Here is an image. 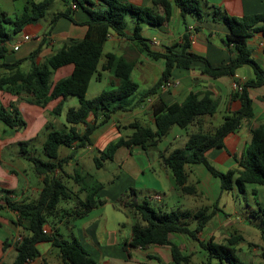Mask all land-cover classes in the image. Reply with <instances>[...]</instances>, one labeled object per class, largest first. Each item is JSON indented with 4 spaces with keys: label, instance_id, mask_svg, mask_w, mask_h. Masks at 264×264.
<instances>
[{
    "label": "trees",
    "instance_id": "trees-1",
    "mask_svg": "<svg viewBox=\"0 0 264 264\" xmlns=\"http://www.w3.org/2000/svg\"><path fill=\"white\" fill-rule=\"evenodd\" d=\"M61 1L65 9L51 18L50 30L60 18H67L76 23L73 18L76 9L72 8V5H76L77 9H83L89 17L84 23L87 27L84 38L80 42L65 45L43 64L37 65L35 58L43 43L28 57L31 62L28 71L22 69V60L13 64L0 63V91L13 95H19L22 92L30 94L32 96L30 103L43 108L51 101L58 100L51 111L55 116L62 115L64 103L68 97H77L79 101L77 108H70L65 113L63 128L57 129L52 123L45 126L47 136L42 145V151L46 160L33 154L26 156V160L32 164L34 173L42 180L43 187L39 197L33 202L22 204L10 200L7 196L3 198L5 205L18 213L19 225H22L23 221L28 222L27 234L23 236L21 242H17L18 255L13 264H26L37 258L40 255L38 245L41 243H51L57 247L64 264H94L89 253L77 239L63 240L57 231L47 234L44 233V229L49 219L58 212L61 202L76 197L78 201L73 208L75 217L87 215L92 209L105 203L98 195L99 191L104 189L102 183H90L86 177H81L80 173L75 174L73 181L78 185L79 193H71L64 183L63 173L64 167L81 149L93 144L92 135L96 130L110 122L115 113L128 111L122 103L138 90V84L131 79L134 63L108 53L105 55V62L100 64L103 46L110 32L129 38L126 33V17L128 16L135 19L133 34L130 38L139 43L140 51H146L153 60L163 59L165 62L160 80L147 95L155 94L161 85L170 79L174 69H190L195 63H201L202 72L212 78L234 76L238 69L248 66L252 70L253 78L243 84L238 83L242 85V90L235 91L234 97L239 100L240 108L225 116L223 122L209 132L204 130L203 120L207 116H214L217 111V105L209 94L206 93L200 97L197 93H190L182 104L167 105L162 101L157 102L153 108L155 130L137 123L130 124L128 127L134 130L133 133L126 138L121 137L111 142L105 150L99 152V157L94 159L95 167L100 169L105 161L113 160L116 151L121 147L140 146L147 151L149 147L157 146L162 142L172 127L188 129L195 125L197 129L189 135L185 148L175 149L162 158L163 165L172 172L175 184L182 194H197L195 187L188 184L186 166L190 164L203 165L213 177L219 179L222 193L234 188L240 193H245L247 185L264 186V124L252 131L251 141L243 160L239 163L238 170L221 172L206 158L209 150L223 148L225 138L235 133L244 120H250L254 116L249 89L264 88V69L253 58L248 39L255 32H261L264 35V12L251 16H229L223 9L208 6L202 0H154L153 8L157 10L156 13L149 8L136 6L124 0ZM51 4L52 0H30L22 13L18 15L10 16L0 12V58L7 51L5 44L13 36L21 33L25 26L39 23L44 19L48 15ZM174 6L180 10L183 17L191 14L201 18L204 7L212 10V19L222 21L228 28L224 43L232 49L234 54L229 64L214 67L206 58L192 53L187 34L183 36L182 43H174L165 53L152 51L143 42L142 24L154 26L168 24L171 21ZM68 65L73 66L72 73L51 85L52 72ZM100 70L113 72L121 84L117 88L102 92L94 99H87L90 81ZM261 100L264 101V96ZM139 102L132 109L137 107ZM90 115H93V121L87 120ZM0 121L16 132L23 131L27 127L21 113L13 105L10 108L0 105ZM80 126L84 129L81 130ZM29 145V141L20 144L22 147ZM61 147L70 150L67 156L60 157ZM58 171L60 175L57 174ZM131 190L134 195L135 190ZM5 192L11 193V191ZM83 192L86 193L85 201L78 197ZM117 201L123 203L135 217L129 243V246L133 248L144 249L152 245L168 246L174 264H188L190 255L183 253L172 239V235H185L189 239L197 240L200 247L208 252V259L202 264H212L213 259H218L222 264L223 262L245 264L237 254V246L244 240L242 236L232 235L226 243H217L213 238L203 242L198 238V234L203 232L207 222L219 208L218 202L213 203L209 212L207 208L199 210L194 215L196 225L192 228L184 220L188 219V216L181 215L177 211H157L150 205V199L140 202L136 197L128 200L121 195ZM258 212L264 217L263 208H258ZM260 232L264 243V223L260 227ZM261 257L264 259V246L261 249Z\"/></svg>",
    "mask_w": 264,
    "mask_h": 264
},
{
    "label": "crops",
    "instance_id": "crops-1",
    "mask_svg": "<svg viewBox=\"0 0 264 264\" xmlns=\"http://www.w3.org/2000/svg\"><path fill=\"white\" fill-rule=\"evenodd\" d=\"M29 1L0 0V12H5L10 16L18 15L22 13ZM124 1H128L136 6L149 8L153 13L157 12L153 8L154 0ZM202 1L207 3L208 6L223 9L229 16H251L264 12V0ZM95 6L97 7L98 4ZM211 12V9L204 7V14L201 18H196L191 14H186L183 17L180 10L174 6L172 18L168 24L163 26H154L147 23L142 24L141 36L143 42L152 51L165 53L167 52V48L174 43H182L183 36L187 34L189 35L191 44L190 51L192 53L206 58L214 67L225 66L229 64L234 55L232 49L228 48L224 43V39L228 34V28L222 21H214L211 17ZM73 18L76 23H73L67 18H60L52 30H50L51 19L45 24H41L40 21L39 23L25 26L21 35L13 36L5 44L7 51L0 58V63L13 64L22 60V69L28 71L31 66L28 57L43 43L39 54L35 58L37 65L43 64L65 45L80 42L86 34L87 27L84 23L89 17L83 9L78 8L74 11ZM127 18L131 19L134 29L135 19L131 16ZM133 29L130 32L126 30L129 38L120 37L115 32H110L103 46V56L100 64L105 62V55L108 53L134 63L131 79L138 84V90L126 102L122 103L128 108V111L115 113L110 122L94 132L92 135L93 144L81 149L75 158L64 167L63 174L67 183L73 181V177L76 176L75 174L79 173L81 177H86L87 179L90 174L78 162H82L85 155L94 151L99 155V152L105 150L111 142H115L121 137L126 138L130 136L134 131L128 127L130 124L137 123L155 130L153 108L157 102L162 101L167 105L182 104L190 93H197L200 97L207 93L215 101L217 111L214 116L205 117L202 125L203 128L209 125L213 126V124L215 126L218 119L223 121L225 116L240 108L239 100L234 97L235 91L232 88V84L234 82L243 84L253 78L252 70L248 66H243L238 69L234 76L212 78L202 72L203 65L201 63H195L190 69L176 68L173 70L170 80L177 82L178 84L176 86L168 90L159 89L155 94L147 95L148 91L160 80L165 68V62L164 66L163 64H157L156 61L163 59L153 60L146 51H140L139 43L130 38L133 34ZM25 36H28L29 39L24 40ZM17 44L20 45V49L14 51L13 48ZM248 45L252 49L253 58L264 69V35L261 32L253 33L248 39ZM72 71V65L53 71L50 77V84L54 85L59 80L67 78ZM120 84V80L114 76L113 72L100 70L90 81L87 99H94L102 92L110 90V87L114 89L119 87ZM142 87H144L143 90ZM140 91L142 93L138 95ZM249 95L253 102V118L244 120L235 133L228 135L224 140L223 148L211 149L206 153L208 161L221 172L227 173L231 170H238L239 163L243 160L246 149L251 141L252 131L259 125L264 124V101L261 100L262 96H264V88H251L249 89ZM75 99L77 98L73 96L68 97L64 103L62 115L55 116L51 111L56 106L58 100L51 101L43 108L30 103L32 100L30 94L22 92L19 95H13L0 91V105L6 108H10L13 105L22 114V117L28 121L26 129L20 132H16L0 121V205H2L0 207V264H13L15 262L18 255L16 247L17 239L23 237L28 232V222L23 221L22 225H19L18 213L9 209L5 205L3 198L7 196L10 200L19 204L30 203L39 197L43 187L40 177L35 185H32L30 182L22 184L18 177L19 171L3 165L2 158L4 151L15 150V146H18L20 154L16 153L15 158L22 156L26 159L28 155L24 154L28 152V148H32L33 152L37 149L40 150L47 136L45 126L48 123H52L55 128L60 129L56 126L55 121H57L62 126L61 128H63L65 122H60L58 118L65 119V113L70 108H77L79 106L78 99L77 101ZM140 100L142 102H139ZM137 102H139L137 107L132 109ZM116 115L117 119L115 117ZM93 119V115H90L87 120L93 121ZM189 128L191 129L189 132H186V134L178 133L173 141L169 142L167 146H164L162 150L163 140L157 146L149 147L147 151L140 146H132L130 148L121 147L116 151L113 160L105 161L102 167L109 161L117 163L120 167L126 168L127 166L126 176L129 183L128 187L130 188L134 184V187H132L135 189L134 197L138 199L135 184L141 183V200L144 198L150 199V203H154L159 208V211L166 212L168 203L177 197L174 193H177V195L178 193H182L175 184L172 172L163 165L162 158L163 156L169 155L175 149L185 148L189 135L196 131L197 126L193 125ZM80 129L83 130L84 127L80 126ZM37 140L41 141L38 147H36ZM28 141L30 142L29 146H20L22 142ZM69 152L61 154L59 150V155L60 157H65ZM96 157L92 158V160L89 159L88 162H94ZM186 172L188 174V184L195 187L197 195H203L209 200L210 204L207 207L212 206L215 202H218L219 206L213 217L207 222L203 232L199 233L198 236L205 233L208 240L213 238L217 243H224L218 239V233L225 235L223 240L226 241L232 235L242 236L244 240L237 246V254L247 264L238 253V250H243L242 244L245 243L243 232L247 231L245 223L248 212L246 213V217H244L239 211H235V202L229 200L221 202V185L214 180L215 177L213 178L203 165H187ZM57 174L60 175V172L58 171ZM142 178H146V180L142 182ZM96 182L100 183L98 181ZM248 186L246 187L245 195L248 193ZM125 187H113L112 189L114 190L112 191L104 189L99 191L98 195L105 203L102 206L92 209L87 215L82 217H75V209L73 208H75L76 202H73L72 198L68 201L61 202L58 206V212L49 219L45 230L49 234L57 231L63 240L72 241L73 239H77L89 253L94 264H174L171 250L168 246L152 245L144 249L133 248L129 246L132 231L130 234H124V231L120 230V227L124 228L127 225L123 223L121 226H118L119 223L113 222L111 213L116 216L119 212L123 213V209H126L121 202L119 203V207L113 203L118 200L125 190ZM77 189L79 190L78 185ZM5 191H11V193L8 194ZM223 193L231 195L233 199L240 192L234 188L229 192L226 191ZM250 194L253 196L251 197V201L258 208L261 207L264 209L262 207L264 192L262 193L259 188H251ZM154 196H159L161 198L160 201L152 200ZM80 197H82V199L79 198L80 200L85 201L86 193H81ZM182 197L183 203L177 212L181 215L185 214L193 220L194 215L199 209L194 211L193 208L195 207L192 204V196H183L182 194ZM62 204H65L66 208L61 207ZM229 207L232 208L233 213H225L223 211ZM247 207L251 209V207ZM60 226L66 227L68 237L70 238L69 240L61 234ZM178 236L172 235L174 242H176L174 238ZM201 241L204 242V240ZM176 244L180 247L177 242ZM38 249L40 255L28 261L26 264H64L59 249L51 243H41L38 245ZM261 264H264V259H261Z\"/></svg>",
    "mask_w": 264,
    "mask_h": 264
},
{
    "label": "rangeland",
    "instance_id": "rangeland-1",
    "mask_svg": "<svg viewBox=\"0 0 264 264\" xmlns=\"http://www.w3.org/2000/svg\"><path fill=\"white\" fill-rule=\"evenodd\" d=\"M34 1H43V0H34ZM65 8L64 3L61 0H52V4L50 6L48 15L41 20V24H45L48 23L50 21V19L57 14L58 12L62 11ZM129 17V16H128ZM127 18V17H126ZM133 29V25H132V21L131 19L127 18L126 19V30L128 32H130ZM23 32L19 33L18 35H21ZM157 64H163L164 66V61L160 60V61H156ZM170 80V79H169ZM172 81V80H171ZM173 83L175 81H172ZM178 84V83H177ZM176 86V85H174ZM172 86V87H174ZM170 87V88H172ZM161 88V87H160ZM168 88V89H170ZM144 89V87H142V90ZM166 89V90H168ZM111 90V87H110ZM108 91V90H107ZM142 93V91L138 92ZM77 98V97H74ZM77 101V99H75ZM69 105V104H67ZM120 114V113H119ZM22 115V114H21ZM118 115V114H117ZM117 115L115 116L117 119ZM26 123H28V121L23 118ZM60 122H65V119H59ZM218 122L209 126H206L204 129L206 132L212 131L214 129V127H218L221 124V119L217 120ZM56 122V126L58 128H61L62 126L57 122ZM223 122V121H222ZM191 129H181L177 126H174L173 130L163 139V144L161 147V150L164 148V146H167L169 144V142L173 141L174 137L179 133V134H186V132H189ZM41 141L37 140L36 143V147H38V145H40ZM15 150H6L4 151L3 154V165H5L8 168H15L16 170L19 171L18 177L20 179V182L23 183H28L30 182L32 185H35L36 182H38V176L34 173V170L32 168V164L26 160L24 157L22 156H18L17 158H15V154L19 153L20 154V149L18 146H15ZM27 153H25L24 155H36L37 157H39L40 159L46 160V156L44 155L42 148H40V150H36L33 152L32 148H28L27 149ZM69 152V149L66 147H61L60 148V153H67ZM98 155L97 152H92L89 153L87 155H85V158L82 162H78L80 163L81 166L84 167L85 171L87 173H89V177L87 178V181H89L90 183H95L96 181L102 183L104 185V190H109L112 191L114 189H112L113 187H122V186H126L125 190L122 192L121 195L124 196V199H131L132 197H134L132 190V187H134L133 185L130 186V188L128 187L129 183L127 181V176H126V168L124 167H120L117 163H113V162H106V165L100 169H97L95 167L94 162H88V160H92V158L96 157ZM99 157V155L97 156ZM214 178V177H213ZM66 179H64L65 181ZM146 180V178H142V182ZM214 180L218 183H220L219 179L214 178ZM66 184V186L68 187L69 191L72 193H76L78 194V189H77V185L75 184L74 181H71L70 183H67V181L64 182ZM136 186V194L138 196V199L140 202L144 201V199L141 200V194H140V189L142 188L141 183H137L135 184ZM250 188V189H249ZM251 188H259L261 189L262 193L264 192V186H260V185H249L248 186V193L245 195L244 193H239L237 196L235 195V197H231V195H228L227 193H222L220 195H222L221 198V202L222 201H231V202H235L236 203V207H235V211H239V213L243 214L244 217H246V213H247V218H246V223L245 225L247 226V231L243 232V236L245 238V243L242 244V248L243 250H238V253L241 255V257L245 260V262H247V264H261V247L264 246V243L261 239V232H260V227L262 225V223H264V217L261 213L258 212V206L253 203L251 201V197H253L250 193H251ZM75 190V191H74ZM135 190V189H134ZM106 191V192H107ZM109 194V193H107ZM175 197L173 200H171L168 203V208L166 212H171V211H177L179 208H181V204L183 203V197L182 194L177 195V193H174ZM73 196V195H72ZM184 196V194H183ZM192 196V204L194 205L195 210L199 209H203V208H207V211H211L212 206L207 207L210 202L208 199H206L205 196L203 195H190ZM79 198L82 199V197H80V195H78ZM73 202L78 201L76 199V197L72 198ZM149 200V199H148ZM259 201V200H258ZM260 202V201H259ZM114 204H116L118 207L120 206V202L119 201H114ZM150 203V202H149ZM262 207H264V197L262 198ZM74 204V203H73ZM254 204V205H253ZM150 205L156 209L157 211H159V208H157L155 206L154 203H150ZM247 206L251 207L248 208ZM260 206V205H259ZM61 207L66 208L65 204H62ZM254 208V210H253ZM182 209H184V207H182ZM223 209V208H222ZM225 213H233V210L231 207H229L228 209H224L223 210ZM111 213V212H110ZM112 215V219L113 222L115 223H119L118 226H121L123 223L126 224L127 226H125L124 228L120 227V230L124 231V234H130L132 231V227L134 225L133 220L135 221V217L133 215V213H131L128 209H123V213H118L116 216L113 215V213H111ZM185 221H187V223L189 224L190 227L194 228L196 223L195 220L193 219H184ZM60 232L61 234H63L66 239H70L68 237V232L66 230L65 226H60ZM218 239L223 241L225 243L226 240H223L225 238V235H223L222 233H218ZM237 234V233H236ZM174 238V237H173ZM199 239L204 240V242L208 241V237L206 236L205 233L201 234L198 236ZM174 240L180 245L181 250L183 251V253L190 255V262L188 264H202L203 262H206L208 259V252L203 250L198 241L197 240H192L189 239L187 236L185 235H179L178 237H175ZM175 242V243H176ZM243 242V241H242ZM239 256V255H238ZM212 264H222L218 259H213L211 261ZM223 264H227L225 262H223Z\"/></svg>",
    "mask_w": 264,
    "mask_h": 264
},
{
    "label": "built area",
    "instance_id": "built-area-1",
    "mask_svg": "<svg viewBox=\"0 0 264 264\" xmlns=\"http://www.w3.org/2000/svg\"><path fill=\"white\" fill-rule=\"evenodd\" d=\"M72 8L75 10V9H77V6H76V5H72ZM28 39H29L28 36H25V37H24V40H28ZM13 49H14V51H18V50L20 49V45H19V44L15 45ZM174 85H177V82H174V83H173L171 80H167V81H165V82L161 85V88H160V89H162V90H166V89H168V88H170V87H172V86H174ZM232 88H233L234 91H238V92H240V91L242 90V85L238 84L237 82H234V83L232 84ZM160 199H161V198H160L159 196H154V197L152 198V200H154V201H160ZM44 233L49 234L48 231L45 230V229H44ZM22 239H23V237H19V238L17 239V242H21Z\"/></svg>",
    "mask_w": 264,
    "mask_h": 264
}]
</instances>
